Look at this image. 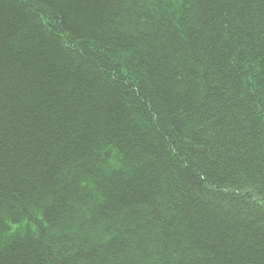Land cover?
I'll return each instance as SVG.
<instances>
[{"label": "trees", "instance_id": "obj_1", "mask_svg": "<svg viewBox=\"0 0 264 264\" xmlns=\"http://www.w3.org/2000/svg\"><path fill=\"white\" fill-rule=\"evenodd\" d=\"M0 264H264V0H0Z\"/></svg>", "mask_w": 264, "mask_h": 264}]
</instances>
